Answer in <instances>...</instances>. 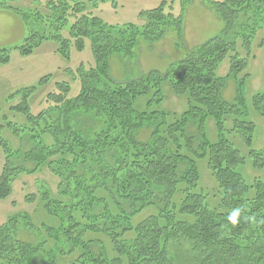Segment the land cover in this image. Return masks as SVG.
I'll return each mask as SVG.
<instances>
[{
  "label": "trees",
  "instance_id": "1",
  "mask_svg": "<svg viewBox=\"0 0 264 264\" xmlns=\"http://www.w3.org/2000/svg\"><path fill=\"white\" fill-rule=\"evenodd\" d=\"M11 1L0 0V10L12 11L28 31L14 48L22 58L52 42L69 62L70 49L82 53L88 43L92 62L65 69L80 85L72 98L69 82L55 83L44 106L32 112L31 97L52 75L9 95L6 99L19 101L5 112L23 116V125L9 122L0 109V200L13 193L19 176L46 168L57 179L55 194L37 182L38 192L24 199L39 202L41 222L20 213L0 225V264H264V182L244 181L238 169L247 160L227 136L236 134L251 148L255 124L241 96L244 78L233 103L223 98L227 81L247 68L257 31H264V0H203L223 24L219 35L163 73L151 70L126 83L110 77L111 57L132 59L141 44L150 48L167 31L182 41L184 8L193 0H161L157 8L138 13V26H110L93 14L103 3L116 7L115 0H47L45 15L38 9L22 13ZM259 43L264 48V38ZM10 53L0 50V68L10 62ZM226 59L229 72L220 78L217 71ZM167 82L174 95L186 98L187 109L173 117L152 111L163 102ZM141 98L147 110L137 111ZM252 101L264 118V96ZM227 117L233 118L229 131ZM208 118L214 120V142L206 137ZM3 132L21 145L13 150ZM248 158L253 169H262L264 145ZM201 159L217 186L215 209L200 189ZM146 208L156 213L135 222ZM235 208L241 218L233 226L228 216Z\"/></svg>",
  "mask_w": 264,
  "mask_h": 264
},
{
  "label": "rangeland",
  "instance_id": "2",
  "mask_svg": "<svg viewBox=\"0 0 264 264\" xmlns=\"http://www.w3.org/2000/svg\"><path fill=\"white\" fill-rule=\"evenodd\" d=\"M47 0H14L9 3L10 7L18 8L19 11L28 12L38 9L42 14H46V9H43L42 5ZM77 2L87 3L89 0H76ZM217 2L218 0H212ZM116 7H112L111 3H103L93 14L98 16L102 21L110 26H124L126 24H133L135 26L141 25L142 21L138 18V13L141 11H149L150 9L157 8L161 0H115ZM180 3L176 2L173 6V12L176 16L179 15ZM11 14V13H10ZM13 15V14H12ZM6 21L0 19V50L7 49L11 51V57L14 56L10 66L6 69L0 70V77L7 79L17 76V85L14 86V92L26 89L31 86H35L37 82L48 75H52L53 79L49 84L43 86L38 90L37 94L31 97V110H34L35 106L43 107L46 101V94L54 89L55 83L62 81L69 82L71 91L69 92V98L75 96L79 89L77 80H72L71 76L65 74V69L75 71L82 63L92 62L91 50H89L88 43L86 44L82 53L75 51L72 47L70 49L71 56L69 62H65L60 56L53 52L56 47L54 43L47 42L36 50L34 57L25 58L20 60L18 53L14 48L20 46L26 37V30H22V19L15 17L14 15ZM21 20V21H20ZM183 39L177 42L174 32L167 31L165 37L158 43L153 44L148 48L144 43L139 46L135 51V57L132 59L124 58L120 55L111 57L109 60V75L116 83H126L129 80H135L140 76L145 75L151 70L163 73L165 69L174 64L177 60L181 59L186 52L195 48L198 45H202L208 40L219 35V32L223 28L222 22L217 18L213 11H211L203 0H193L191 4L184 8L183 17ZM264 38V31H257V34L253 40L250 57L247 60V68L243 73L237 76V79H229L226 83L223 92V98L228 103H233V100L238 93L239 81L244 80L241 87V96L245 103L246 112H248V120L255 124L254 138L251 148L245 147L242 140L236 134H228L229 140L233 146L239 151L240 155L247 160V163L239 168L244 181L247 184H252L253 180H261L264 182V167L256 170L252 168L250 159L248 158V152L250 150L258 151L263 148L264 145V118L256 113L253 109L252 98L256 94L264 96V48L259 47V42ZM244 56V55H243ZM17 57V59H16ZM64 70V71H63ZM229 72L228 59L223 61L217 71L218 77H225ZM247 75V77H244ZM12 92V94H14ZM162 93L164 95L163 102L159 107H154L153 110L169 113L172 115H179L187 109L186 98L177 97L171 92L169 83H163ZM19 99H3L0 100V109L5 112L10 106L17 104ZM146 99L141 98L136 103L137 111H144L146 105L144 103ZM8 121L13 124L23 125L25 119L18 114H8ZM233 118L227 117L225 120L226 130L229 131L232 128L231 122ZM206 137L210 142H214L216 137V128L214 120L208 118L205 123ZM4 133V132H3ZM3 137L6 138L9 146L15 150L20 144V141L4 133ZM147 132L143 131L139 140L145 139ZM18 140V141H17ZM4 163V157L0 148V174L2 171V165ZM206 160H198V172L200 174V189H203L204 193L209 195L208 206L211 209L217 208L218 195L216 183L206 168ZM37 182H43L51 194L56 193L57 179L52 177L49 170L46 168L41 169L40 172L31 174L30 176H19L17 181L13 184L12 194L6 200H0V225L4 224L10 217L19 215L20 213L33 214V220L36 224L41 222L43 215L40 212L39 205L32 203L31 205L24 202L26 196L30 194H36L38 192ZM154 208H146L145 211L135 216L134 221L140 222L147 216L155 214ZM62 259V258H60ZM60 264V263H59ZM68 264V262L66 263Z\"/></svg>",
  "mask_w": 264,
  "mask_h": 264
},
{
  "label": "crops",
  "instance_id": "3",
  "mask_svg": "<svg viewBox=\"0 0 264 264\" xmlns=\"http://www.w3.org/2000/svg\"><path fill=\"white\" fill-rule=\"evenodd\" d=\"M11 13V14H10ZM16 17V15L11 11H7V10H0V19H3V20H6V21H11L12 19H9L7 17H12L13 15ZM18 17V16H17ZM19 18V17H18ZM21 21V20H20ZM21 25H22V30H26V27L24 25V23L21 21ZM27 31V30H26ZM41 47V46H40ZM40 47L36 48V50H38ZM55 49L56 47L53 49V52H55ZM36 50L33 52L34 54L31 55V56H28V57H24L22 58L19 53H18V57L20 60H24L25 58H31V57H34L35 53H36ZM56 54V52H55ZM14 56H17V55H12L11 59H10V62L5 65V66H2L0 68V70L2 71V69H6L10 66L11 62H12V59ZM17 59V57H16ZM17 76H15L14 78H5V77H0V100H3V99H6L9 95L12 94V92H14V86L17 85Z\"/></svg>",
  "mask_w": 264,
  "mask_h": 264
},
{
  "label": "clouds",
  "instance_id": "4",
  "mask_svg": "<svg viewBox=\"0 0 264 264\" xmlns=\"http://www.w3.org/2000/svg\"><path fill=\"white\" fill-rule=\"evenodd\" d=\"M241 218V209L240 208H235L233 209L229 216H228V221L231 225L236 226Z\"/></svg>",
  "mask_w": 264,
  "mask_h": 264
}]
</instances>
